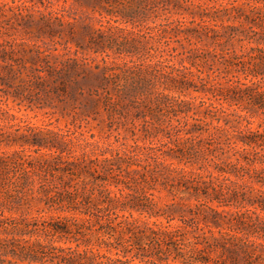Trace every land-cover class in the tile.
I'll return each instance as SVG.
<instances>
[{
	"label": "trees",
	"instance_id": "16d2710c",
	"mask_svg": "<svg viewBox=\"0 0 264 264\" xmlns=\"http://www.w3.org/2000/svg\"><path fill=\"white\" fill-rule=\"evenodd\" d=\"M67 1L0 0V264H264V0Z\"/></svg>",
	"mask_w": 264,
	"mask_h": 264
},
{
	"label": "rangeland",
	"instance_id": "374dc122",
	"mask_svg": "<svg viewBox=\"0 0 264 264\" xmlns=\"http://www.w3.org/2000/svg\"><path fill=\"white\" fill-rule=\"evenodd\" d=\"M57 5H58V3H55L54 7H56ZM65 5L67 7V9H65V11L71 15L76 16V17L85 16V15H89V16L94 15V13L91 12L89 8H87L86 6L79 5V3H77V2H73L71 0H68ZM36 6L40 7L39 4H36L33 6V8H28L25 6H19L17 8L13 7V8H7V9H26L27 13H31V14H33V16H38ZM93 19L94 18H92V17L90 18V20H92V21H93ZM87 21H89V19ZM91 24H93L94 27L97 26V23H95V22H92ZM8 104L11 107L10 112H13V113L17 114L18 116H21L24 119L29 120L30 122H34V123H43V122L47 121L48 117L53 115L51 119L54 122V124H57V125L63 127L64 122L69 119V117L60 116L59 113L47 115V114H44L43 111H41V110H34V111L24 110L23 107H20L18 109L17 106L13 105L10 102ZM55 117H58V120H54ZM91 123H93V122H91ZM91 131L94 132L95 129H91Z\"/></svg>",
	"mask_w": 264,
	"mask_h": 264
}]
</instances>
